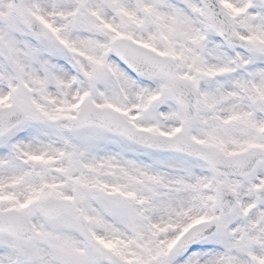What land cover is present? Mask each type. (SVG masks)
Masks as SVG:
<instances>
[{
	"label": "snow or ice",
	"instance_id": "obj_1",
	"mask_svg": "<svg viewBox=\"0 0 264 264\" xmlns=\"http://www.w3.org/2000/svg\"><path fill=\"white\" fill-rule=\"evenodd\" d=\"M0 264H264V0H0Z\"/></svg>",
	"mask_w": 264,
	"mask_h": 264
}]
</instances>
